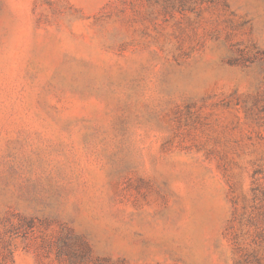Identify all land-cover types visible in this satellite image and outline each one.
Here are the masks:
<instances>
[{
	"label": "rangeland",
	"instance_id": "rangeland-1",
	"mask_svg": "<svg viewBox=\"0 0 264 264\" xmlns=\"http://www.w3.org/2000/svg\"><path fill=\"white\" fill-rule=\"evenodd\" d=\"M0 264H264V0H0Z\"/></svg>",
	"mask_w": 264,
	"mask_h": 264
}]
</instances>
